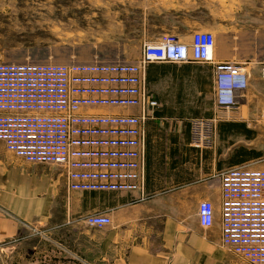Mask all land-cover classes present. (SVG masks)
Here are the masks:
<instances>
[{
	"label": "crops",
	"instance_id": "crops-1",
	"mask_svg": "<svg viewBox=\"0 0 264 264\" xmlns=\"http://www.w3.org/2000/svg\"><path fill=\"white\" fill-rule=\"evenodd\" d=\"M234 21L214 31L183 15L156 31L153 41L171 33L184 43L195 31L212 32L215 62L239 65L248 86L223 111L211 64L147 65V91L158 107L144 127L141 189L73 191L63 169L27 163L0 142V264H247L221 243L220 174L264 157V16ZM213 117L214 145L193 147L190 120ZM202 201L214 208L207 228L197 217ZM91 215L108 216L110 224L88 227Z\"/></svg>",
	"mask_w": 264,
	"mask_h": 264
},
{
	"label": "built area",
	"instance_id": "built-area-1",
	"mask_svg": "<svg viewBox=\"0 0 264 264\" xmlns=\"http://www.w3.org/2000/svg\"><path fill=\"white\" fill-rule=\"evenodd\" d=\"M215 45L209 31H195L189 43L166 33L145 43L133 63H0V142L27 163L63 169L70 190H139L144 127L158 107L147 91V65L211 64L216 107L227 111L248 77L235 63L215 62ZM217 123L216 117L191 119L190 144L211 148ZM220 188L223 247L247 264H264V168H227ZM197 217L200 226L210 227L212 203L200 202ZM85 223L101 229L110 219L91 215Z\"/></svg>",
	"mask_w": 264,
	"mask_h": 264
},
{
	"label": "rangeland",
	"instance_id": "rangeland-1",
	"mask_svg": "<svg viewBox=\"0 0 264 264\" xmlns=\"http://www.w3.org/2000/svg\"><path fill=\"white\" fill-rule=\"evenodd\" d=\"M183 15L217 31L264 16V0H0V63L136 59L163 23ZM251 167L264 168V157Z\"/></svg>",
	"mask_w": 264,
	"mask_h": 264
}]
</instances>
